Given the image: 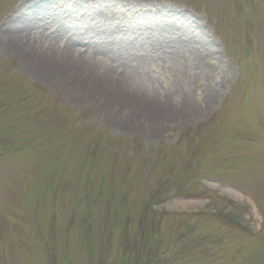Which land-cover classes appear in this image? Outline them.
Wrapping results in <instances>:
<instances>
[{
	"label": "rangeland",
	"instance_id": "1",
	"mask_svg": "<svg viewBox=\"0 0 264 264\" xmlns=\"http://www.w3.org/2000/svg\"><path fill=\"white\" fill-rule=\"evenodd\" d=\"M0 264H264V0H0Z\"/></svg>",
	"mask_w": 264,
	"mask_h": 264
},
{
	"label": "bare ground",
	"instance_id": "2",
	"mask_svg": "<svg viewBox=\"0 0 264 264\" xmlns=\"http://www.w3.org/2000/svg\"><path fill=\"white\" fill-rule=\"evenodd\" d=\"M4 46L5 47H7L9 50H16V48H15V45H14V43L12 42V41H8V43H4ZM18 51V50H17ZM33 59V58H32ZM77 65H78V67L77 68H79V65H80V63H76ZM81 67V66H80ZM84 68V69H83ZM81 70V69H80ZM82 70H85V67H83V65H82ZM52 73L49 71V75H51ZM54 78V80H56L57 81V79L55 78V77H53ZM96 92V91H95ZM111 94L112 93H110V92H106V91H103L102 93H101V95H98L96 98L98 99V100H101L102 101V103L104 102V103H107V101H109V102H114V103H116L118 100H117V97L116 98H114V97H111ZM112 96H115V95H113L112 94ZM124 104H126V106H128L129 107V105H128V101L125 103V102H123ZM132 103V102H131ZM123 106V105H122ZM195 111L194 110H190L189 111V113H185V114H174V113H172L169 109H168V107H166L165 105H161V108H160V112H159V117H161V119H160V122L162 123V122H164V123H167V122H169L170 120H172V119H174V118H176V119H183L185 116H193V115H195V113H194ZM126 118H128V121L127 122H125L126 124H128L129 122H136V121H140V119H142L143 118V120L145 119V120H147L148 119V117H144V116H142V115H140L139 114V112H137V110H134V109H132V105H131V107H129V111H128V113H127V116H126ZM124 127H126L125 125H124Z\"/></svg>",
	"mask_w": 264,
	"mask_h": 264
},
{
	"label": "trees",
	"instance_id": "3",
	"mask_svg": "<svg viewBox=\"0 0 264 264\" xmlns=\"http://www.w3.org/2000/svg\"><path fill=\"white\" fill-rule=\"evenodd\" d=\"M152 193V192H151ZM150 197H151V195H150ZM150 203H152V202H150ZM156 228V227H155Z\"/></svg>",
	"mask_w": 264,
	"mask_h": 264
}]
</instances>
